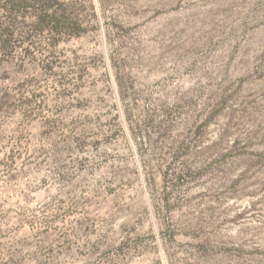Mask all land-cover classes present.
Returning <instances> with one entry per match:
<instances>
[{"label":"rangeland","instance_id":"1","mask_svg":"<svg viewBox=\"0 0 264 264\" xmlns=\"http://www.w3.org/2000/svg\"><path fill=\"white\" fill-rule=\"evenodd\" d=\"M0 264H264V0H0Z\"/></svg>","mask_w":264,"mask_h":264},{"label":"trees","instance_id":"2","mask_svg":"<svg viewBox=\"0 0 264 264\" xmlns=\"http://www.w3.org/2000/svg\"><path fill=\"white\" fill-rule=\"evenodd\" d=\"M11 8H12V9H15V8H16V6H15V5H13V6H11Z\"/></svg>","mask_w":264,"mask_h":264}]
</instances>
